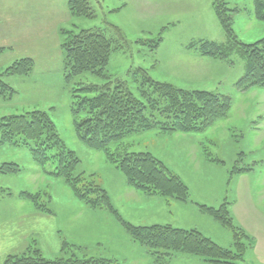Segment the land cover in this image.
<instances>
[{
  "label": "rangeland",
  "instance_id": "rangeland-1",
  "mask_svg": "<svg viewBox=\"0 0 264 264\" xmlns=\"http://www.w3.org/2000/svg\"><path fill=\"white\" fill-rule=\"evenodd\" d=\"M21 1L0 0V16L3 15L0 34L10 35L0 36V47L5 46L0 51V75L15 90L9 98L0 97V116L35 109L47 112L65 145L80 158L76 174L84 172L88 179L105 188L117 214L106 208H90L76 198L64 177L53 174L56 164L51 161L37 164L29 146L0 139V164L17 163L21 167L16 173H0V188L4 189L0 190V264L6 255L22 252L29 246L40 249L48 259L72 254L116 259L125 264H145L148 259L154 264H195L183 258L203 259L179 252L156 261L149 249L133 241L122 219L140 226H147L141 225L146 222L149 225L170 223L179 228L196 229L218 245L234 250L233 264H263L252 258L249 249L252 240L236 232L241 228L246 233L244 186L249 187L254 200L249 199L251 210L264 219V202L260 203L259 199L264 191V88L236 85L244 73V63L239 58L230 63L197 54L202 57L197 59L193 54L195 49L188 47L191 42L226 41L212 0H89L94 17L72 16L58 23L61 30L103 29L115 46L116 42L121 44V48L111 53L106 73L126 81L136 96L139 95L136 72L141 68L157 81L189 90L218 91L231 97L227 116L217 119L202 132L176 133L153 128L130 133L110 146L111 150L151 153L188 186L189 200L180 201L188 202L183 207L179 206V200L159 195L168 202L178 201H171L170 207L162 212L157 208L142 210L136 206L137 201L125 202L119 198L127 182L123 172L106 160L103 151L79 139L75 121L83 114L78 117L73 112L72 88L101 85L107 80L85 72L72 82L66 81L61 32L46 33V28L49 30L55 24L52 19L58 14L54 11L58 5L43 6L44 36L40 37L38 29L31 31L34 26L25 30L28 23L19 12L24 10ZM226 1L230 8L240 9L235 12L233 22L239 40L252 43L264 37V21L254 16L252 0ZM46 8L50 14H44ZM36 41L41 42L40 47ZM22 47L33 59L30 73L4 75L8 66L25 56ZM245 173L247 182L243 178ZM127 185L132 187L128 182ZM22 191L38 194L40 203L46 204L49 211H44L45 207L37 209L21 196ZM199 205L225 206L232 218V227L222 225ZM192 207L202 214L192 212ZM236 235V240L246 245L242 258L235 251ZM141 251L148 254L147 258H142Z\"/></svg>",
  "mask_w": 264,
  "mask_h": 264
},
{
  "label": "trees",
  "instance_id": "trees-1",
  "mask_svg": "<svg viewBox=\"0 0 264 264\" xmlns=\"http://www.w3.org/2000/svg\"><path fill=\"white\" fill-rule=\"evenodd\" d=\"M254 16L264 21V0H252ZM215 14L224 28L226 41L217 43L204 40L191 42L188 47L200 56H207L234 63L239 58L244 63V73L237 80L239 88L260 86L264 88V37L244 43L233 30L237 7L230 8L226 0H212ZM72 16L94 17L95 12L89 0H68ZM114 28L119 32L117 26ZM62 50L66 81L85 72L103 77L101 85L87 84L72 88L73 112L79 139L96 150L104 152L108 162L123 172L128 184L150 195H161L186 202L189 200L188 186L179 176L172 173L165 164L148 152H125L120 148L111 150L113 143L120 142L134 132H145L153 128L176 133L202 132L219 118L226 117L231 109V97L218 91L189 90L174 84L154 80L144 69L137 70L139 95L136 96L126 81L112 78L106 73L111 53L122 47L105 35L103 29L61 30ZM3 48L0 47V51ZM33 59L24 57L5 69L4 75L25 76L31 71ZM15 90L0 75V97L9 98ZM89 93H95L88 96ZM1 142L23 143L30 147L34 161L39 165L48 162L56 164L54 175L64 177L73 195L90 208H106L117 214L106 190L88 179L84 172L77 173L80 158L60 138L56 126L47 112L31 110L20 114L0 116ZM249 169V168H247ZM21 170L17 163L0 164V173H16ZM0 190H4L0 188ZM21 196L44 211L38 194L22 191ZM202 210L232 227L229 210L199 205ZM118 216V215H117ZM119 217V216H118ZM126 232L134 242L149 249L156 261L174 253H185L202 257L205 262L233 264L234 250L224 248L196 229H184L170 224L134 225L121 220ZM236 229V227H234ZM242 238L250 239L241 228ZM235 251L242 258L246 245L236 240ZM66 243L62 250L66 249ZM63 250V251H64ZM160 250H163L160 251ZM240 250V251H239ZM241 252V253H240ZM2 264H125L116 259L87 257L72 254L68 257L48 259L40 249L29 246L18 253L5 256Z\"/></svg>",
  "mask_w": 264,
  "mask_h": 264
},
{
  "label": "crops",
  "instance_id": "crops-1",
  "mask_svg": "<svg viewBox=\"0 0 264 264\" xmlns=\"http://www.w3.org/2000/svg\"><path fill=\"white\" fill-rule=\"evenodd\" d=\"M57 4V6H55L54 11L58 12L57 15H55V17L52 19V21L55 23L54 26L52 28H50L49 30L46 28V33L48 31H54L55 33L60 32V28L61 25L58 24L61 21H67L70 18H72V15L69 12L68 9V1H62V3L59 1H46V0H22L21 4L22 6H24V10L23 11H19L20 13H22L23 19L28 23L27 27L25 28L26 31L32 29L31 27L34 26L35 29L31 30V31H36L38 29V34L40 37H43V27H42V19H43V6L44 5H53V4ZM25 6H27V8H25ZM60 8V10H59ZM47 10H44V14H50L51 11L46 8ZM3 18V15L0 16V20ZM2 21V20H1ZM0 36L5 37V36H10L9 33H1ZM61 36V35H60ZM38 44V47L41 46V42L40 41H36ZM3 48V50L5 49V46H1ZM39 49V48H38ZM38 49H36V53L39 52ZM4 52V51H3ZM22 52L24 53L25 56H21L22 58L24 57H30L31 55H27L30 54V52H28L27 50L25 51V49L22 47ZM195 52V51H194ZM194 56H196L197 59H202V57H198V53L195 52L193 53ZM244 181L247 182V175L246 173L243 175ZM124 193L119 196V198L123 199L125 202H132V201H137L136 206H139L140 209L142 210H158L159 212H162L163 210H166L168 207H170L171 201L178 202L176 200H171L170 202L166 201L165 199L161 198V196L159 195H140V191L137 190L136 188L133 187H129L127 185V182H124ZM248 190H247V189ZM105 189V188H104ZM107 191V190H106ZM108 192V191H107ZM124 197V198H122ZM243 198L245 201V205L244 207V215L246 216V222H244V228L246 230V233L250 236V238H252V243L250 246V250H251V254H252V258L253 259H257L259 261V263H263L264 264V219L262 215L256 214V212H253L250 208V202L249 199L253 200L250 191H249V187L248 186H244L243 189ZM259 199L261 200L260 203L264 202V191L262 193H260V197ZM254 201V200H253ZM153 202V203H152ZM255 203V202H254ZM157 204H159L161 207H156ZM179 206L183 207V205H187V203H183L179 201ZM196 206V205H195ZM192 212H199L198 209H195V207H192ZM201 213V212H199ZM202 214V213H201ZM252 215H255L252 219ZM256 215L259 217L258 220L256 219ZM147 223V222H146ZM141 224V225H149V224ZM168 223V222H166ZM153 223H151L152 225ZM154 224H158V223H154ZM170 224V223H168ZM173 225V224H171ZM176 227V226H174ZM178 228L181 226H177ZM186 229V228H185ZM192 229V228H191ZM144 257H142L143 259L147 258L148 254H146L144 251H141V253ZM193 257H185L183 258V261L189 262V263H195V264H203L205 261H203V259L198 258V259H191ZM145 264H154V262L152 261V259H148L145 261Z\"/></svg>",
  "mask_w": 264,
  "mask_h": 264
}]
</instances>
